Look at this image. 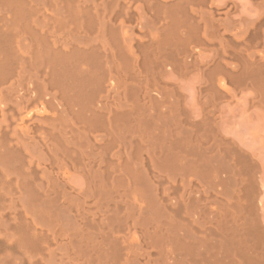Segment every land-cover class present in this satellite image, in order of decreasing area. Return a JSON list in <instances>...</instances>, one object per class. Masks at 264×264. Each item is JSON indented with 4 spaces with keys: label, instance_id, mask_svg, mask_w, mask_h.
Listing matches in <instances>:
<instances>
[{
    "label": "bare ground",
    "instance_id": "6f19581e",
    "mask_svg": "<svg viewBox=\"0 0 264 264\" xmlns=\"http://www.w3.org/2000/svg\"><path fill=\"white\" fill-rule=\"evenodd\" d=\"M242 92L264 0H0V264H264Z\"/></svg>",
    "mask_w": 264,
    "mask_h": 264
},
{
    "label": "rangeland",
    "instance_id": "374dc122",
    "mask_svg": "<svg viewBox=\"0 0 264 264\" xmlns=\"http://www.w3.org/2000/svg\"><path fill=\"white\" fill-rule=\"evenodd\" d=\"M184 86L187 79H178ZM223 129L258 164L256 199L259 220L264 228V119L258 107H249L246 93H236L221 105ZM76 179V177H73Z\"/></svg>",
    "mask_w": 264,
    "mask_h": 264
}]
</instances>
